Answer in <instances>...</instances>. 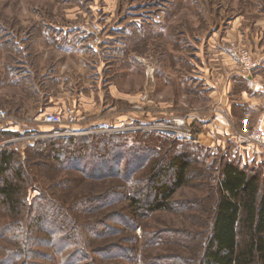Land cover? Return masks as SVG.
<instances>
[{"label": "rangeland", "instance_id": "obj_1", "mask_svg": "<svg viewBox=\"0 0 264 264\" xmlns=\"http://www.w3.org/2000/svg\"><path fill=\"white\" fill-rule=\"evenodd\" d=\"M228 47L246 52L250 70H240ZM224 58L234 65L224 74L253 81L235 91H253L259 106L264 0H0V151L12 153V169L23 172L14 183L17 208L0 198V264H197L222 166L233 163L264 185V154L236 143L259 108L242 110L229 142L199 141L201 128L220 116L203 97L210 80L201 62ZM200 110L208 117L187 122ZM70 112L72 124L42 123L43 115ZM68 139L87 147L71 150ZM52 141L67 155L99 153L108 164H59L43 152ZM180 153L192 165L170 209L133 207L128 195L145 185L154 164ZM36 214L63 230L39 233Z\"/></svg>", "mask_w": 264, "mask_h": 264}, {"label": "trees", "instance_id": "obj_2", "mask_svg": "<svg viewBox=\"0 0 264 264\" xmlns=\"http://www.w3.org/2000/svg\"><path fill=\"white\" fill-rule=\"evenodd\" d=\"M76 142L75 139H68L66 143L71 150L79 147L84 150L87 147L85 143L72 147ZM57 145L53 141L49 142L43 152L48 153L49 157L51 155L50 158L59 164L78 165L80 170L86 168L87 160H91L94 165L108 164L103 163L105 158L100 164L101 159L98 157H102L99 153L91 158L78 152L67 155L64 148L58 149ZM33 151L36 153L37 147ZM13 162L12 153L0 151V198L9 208L16 209L17 202L13 198L17 190L14 189V183L21 180L23 172L12 169ZM191 165L190 157L182 153L172 156L165 164L156 162L145 185L134 189L133 195H128L130 203L141 212L169 210L175 191L187 183ZM10 171L13 180L8 177ZM217 193L212 227L197 264H264V185H260L259 177L248 174L233 163H225L217 184ZM47 220L36 214L33 223L39 233L52 235L57 230H63V226L54 227ZM89 232L92 234V228H89Z\"/></svg>", "mask_w": 264, "mask_h": 264}, {"label": "crops", "instance_id": "obj_3", "mask_svg": "<svg viewBox=\"0 0 264 264\" xmlns=\"http://www.w3.org/2000/svg\"><path fill=\"white\" fill-rule=\"evenodd\" d=\"M240 32H241L240 39H242V41L241 40L239 41L244 43L243 45L247 46L248 44L247 42H250L247 37L248 34H245V31H243L242 28L240 29ZM215 51L219 52L218 49H216ZM209 52H210L209 56H212L214 58H216L218 55L217 52L216 54H213L212 53L213 51H209ZM256 52L258 55H260V48L257 49ZM224 59L225 62L222 64L221 63L217 64L216 61L217 59L208 60V64H204L199 59H197L198 63L201 62L202 65L206 66L205 68L207 69L206 71L207 73H205L204 77H207V75L209 74L208 79L210 80L208 84L205 83L207 86L208 85L210 86V87L208 86V90L210 91V93L209 95L203 94V97L205 98V100H207L208 97L206 98V96H209L210 99L209 105L217 106L220 110V116H216L214 125H210L207 127L208 129L206 131H208L209 133L208 134L205 133L206 132L204 129L205 127H202L199 132L201 134L199 135L200 143L202 144V141L200 139V137L202 136L201 137L202 140L205 139V142H209L208 144L209 146H214V144L217 143L214 141V139L219 141L220 139H222V142L224 143L229 142V136L232 135L229 126L232 125L233 122L235 121L236 123L240 121L241 115H243L244 112L242 110H244L245 107L253 108L258 111V101H257V97H253V91L251 93L242 90L239 92L235 91L236 89H238L236 88L237 85L245 84V86H248L250 85V83L252 84L253 81H250L249 79H245L244 77H240L238 75L237 67H235L234 73L237 74L240 78H235L231 73H229V75H227L226 73L224 74L225 71L233 70V66H234V65L233 66L228 65L227 59L226 58ZM200 70H201L200 72H202V69ZM202 77L203 75H201V77L199 78ZM259 78L256 80L257 86L255 85L254 88L260 87V84H257ZM240 111L241 114L238 113ZM205 112L206 110H200L199 114L196 115L190 114L186 118L187 122H190L191 120L194 119L201 122L200 117L201 118L208 117V114L206 115Z\"/></svg>", "mask_w": 264, "mask_h": 264}, {"label": "built area", "instance_id": "obj_4", "mask_svg": "<svg viewBox=\"0 0 264 264\" xmlns=\"http://www.w3.org/2000/svg\"><path fill=\"white\" fill-rule=\"evenodd\" d=\"M226 51L229 52L231 56L233 55L236 58L241 59V65L238 66L241 71L247 72L250 70L251 66L249 65L248 58H246L245 51L236 47H228ZM258 108L259 112L254 126L245 132H238L236 136V143L239 146L254 145L261 153L264 154V95L260 97ZM4 117L5 113L0 111V120ZM74 121L75 118L73 116V112H70L65 119H62L58 115H43L42 118V123L58 126L63 123H68L69 125L74 123Z\"/></svg>", "mask_w": 264, "mask_h": 264}]
</instances>
